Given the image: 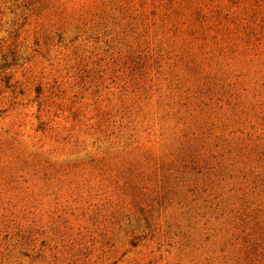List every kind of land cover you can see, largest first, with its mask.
I'll use <instances>...</instances> for the list:
<instances>
[{"label": "rangeland", "instance_id": "obj_1", "mask_svg": "<svg viewBox=\"0 0 264 264\" xmlns=\"http://www.w3.org/2000/svg\"><path fill=\"white\" fill-rule=\"evenodd\" d=\"M0 264H264V0H0Z\"/></svg>", "mask_w": 264, "mask_h": 264}]
</instances>
